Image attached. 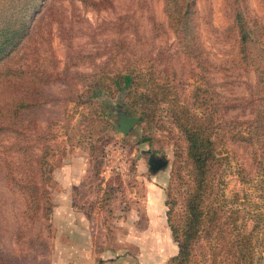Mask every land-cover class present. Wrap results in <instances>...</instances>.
<instances>
[{
    "label": "rangeland",
    "instance_id": "1",
    "mask_svg": "<svg viewBox=\"0 0 264 264\" xmlns=\"http://www.w3.org/2000/svg\"><path fill=\"white\" fill-rule=\"evenodd\" d=\"M193 1L207 83L181 52L162 0L42 2L32 34L8 65L54 78L37 86L45 101L30 109L25 120H35L36 131L44 136L37 152L44 144L46 162L51 166L54 158L58 163L52 165L44 186V211L32 219L24 217L22 195L5 182L0 170V264H167L176 251L164 199L167 187L174 185L169 176L177 132L169 122L167 104L158 107L151 122L139 121L140 113L123 103L121 93L90 97L88 86L98 72L112 74L150 64L188 109L193 87H205L209 105L219 110L218 129L252 118L254 74L236 61L232 4ZM237 1L264 29V0ZM105 101L120 104L128 116L138 115L126 135L114 130L115 116ZM7 140L0 136V143ZM224 148L228 163L220 187L228 196L234 184L231 171L238 165L249 170L250 159L235 143L226 141ZM152 156L163 157L165 166L152 172ZM253 184L244 185L251 198L256 194ZM148 197L155 209L150 227L144 218ZM131 223H137L133 234ZM259 243L255 264L264 259Z\"/></svg>",
    "mask_w": 264,
    "mask_h": 264
},
{
    "label": "trees",
    "instance_id": "2",
    "mask_svg": "<svg viewBox=\"0 0 264 264\" xmlns=\"http://www.w3.org/2000/svg\"><path fill=\"white\" fill-rule=\"evenodd\" d=\"M43 1L0 0V136L10 139L0 143V170L5 182L22 195L27 219L44 211V186L58 162L54 158L51 166L46 162L44 144L37 152L44 136L36 131L35 120L25 117L45 101L37 86L54 78L8 63L32 34ZM228 3L237 35L236 61L254 74L252 118L233 120L231 126L218 129L219 110L209 105L205 87H193L188 109L150 64L112 74L98 72L88 86L90 97L113 98L121 93L123 103L140 113L139 121L151 122L158 107L167 104L169 122L177 129L169 176L174 185L167 187L164 199L165 221L176 251L167 264H255L256 241L264 249V29L237 0ZM162 7L181 52L205 83L208 71L197 37L194 1L162 0ZM26 140L29 144H24ZM226 141L242 147L250 159L249 170L238 165L231 171L234 184L228 196L220 187L228 163ZM248 182L254 183V198L244 192Z\"/></svg>",
    "mask_w": 264,
    "mask_h": 264
},
{
    "label": "water",
    "instance_id": "3",
    "mask_svg": "<svg viewBox=\"0 0 264 264\" xmlns=\"http://www.w3.org/2000/svg\"><path fill=\"white\" fill-rule=\"evenodd\" d=\"M104 103L111 108V112L115 116V120L113 122L114 130L122 135H126L138 121V115L128 116L127 112L120 108V104H113L110 101H105ZM165 164L166 160L164 158H160L155 161L154 164L149 163V169L152 172H155L165 166Z\"/></svg>",
    "mask_w": 264,
    "mask_h": 264
},
{
    "label": "crops",
    "instance_id": "4",
    "mask_svg": "<svg viewBox=\"0 0 264 264\" xmlns=\"http://www.w3.org/2000/svg\"><path fill=\"white\" fill-rule=\"evenodd\" d=\"M150 191L151 190L149 189V192H148L149 195H150ZM147 205H148V209H147V211L145 213L144 218L147 221V225H148L150 222H152V220L154 219V216H155V209L152 207V204L150 203V197L147 198ZM131 218H133V216L130 217V219ZM136 218H138V217H136ZM136 224L137 223H134V224L131 223V231H130V234H133L134 233V228L136 227ZM150 226H151V224H149V227ZM149 227H148V233H149ZM147 254H149L148 250H147Z\"/></svg>",
    "mask_w": 264,
    "mask_h": 264
},
{
    "label": "flooded vegetation",
    "instance_id": "5",
    "mask_svg": "<svg viewBox=\"0 0 264 264\" xmlns=\"http://www.w3.org/2000/svg\"><path fill=\"white\" fill-rule=\"evenodd\" d=\"M163 158V157H150L148 160V167H149V163H155V161H157L158 159Z\"/></svg>",
    "mask_w": 264,
    "mask_h": 264
}]
</instances>
